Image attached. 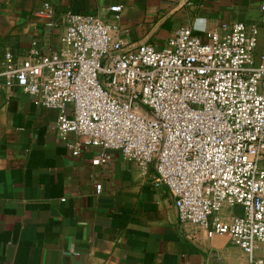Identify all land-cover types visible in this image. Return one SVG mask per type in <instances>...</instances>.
<instances>
[{"label": "built area", "instance_id": "obj_1", "mask_svg": "<svg viewBox=\"0 0 264 264\" xmlns=\"http://www.w3.org/2000/svg\"><path fill=\"white\" fill-rule=\"evenodd\" d=\"M114 22L68 14L57 49L42 54L32 41L17 63L6 49L0 91L17 88L57 111L53 128L77 155L99 147L92 165L119 150L173 200L180 225L192 223L208 237L225 235L250 264L264 243V54L257 55L258 26L223 24L205 39L189 26L161 47L126 44ZM264 11V4L260 6ZM43 1L36 15L51 18ZM101 184L96 185V192ZM223 206L241 214L222 219Z\"/></svg>", "mask_w": 264, "mask_h": 264}, {"label": "crops", "instance_id": "obj_2", "mask_svg": "<svg viewBox=\"0 0 264 264\" xmlns=\"http://www.w3.org/2000/svg\"><path fill=\"white\" fill-rule=\"evenodd\" d=\"M43 1L51 18L36 15ZM112 4L123 6L116 34L126 44L161 47L182 26L202 39L223 36L221 25L243 22L258 26L256 54H264V0H0V62L9 49L19 63L32 41L42 54L57 49L68 14L114 22ZM56 116L17 88L0 91V264H250L227 236L179 224L152 165L143 172L119 150L92 165L95 146L73 155ZM217 214L230 219L241 207ZM253 258L264 264V243Z\"/></svg>", "mask_w": 264, "mask_h": 264}]
</instances>
